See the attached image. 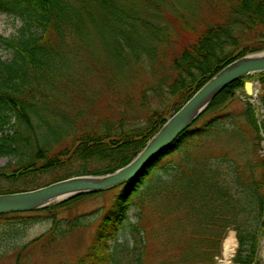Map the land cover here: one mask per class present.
<instances>
[{
	"label": "trees",
	"instance_id": "1",
	"mask_svg": "<svg viewBox=\"0 0 264 264\" xmlns=\"http://www.w3.org/2000/svg\"><path fill=\"white\" fill-rule=\"evenodd\" d=\"M143 1V8L138 10L128 0H0V12L23 19L16 35H0V42L11 52L9 59L0 56V157L15 153L23 140L29 151L28 160L17 172L4 175L11 186L22 187L0 193L42 186L40 178L50 171L54 175L47 184L75 175L115 171L129 163L166 119L222 67L264 50V42L249 45L238 35L240 31L249 33L252 42L263 36L264 0H226V10L219 11V19L201 22L198 27L177 22L183 42L172 51V35L166 28L169 21L154 10L158 6L154 0ZM93 46L111 59H122L123 65L130 66L133 61L141 69H161L169 104L150 108L137 122L108 119L99 127L81 130L53 152L58 139L50 142L47 137L45 143H31L30 136L23 138L25 130L34 135L35 126L47 121V104L53 98L76 94L71 70L80 57L95 56L89 50ZM121 65L118 62L116 70L122 73ZM246 81L259 83V104L245 94ZM236 92L244 95L242 108L226 111ZM262 134L264 71L223 88L143 172L121 183L120 194L102 216L86 254L77 264L113 263L114 246L109 241L117 242L134 204L139 205V216L131 224L134 245L130 264H152L154 249L146 247L143 236L147 231L153 238L158 230L154 226L147 230L141 214L144 205L160 192L176 201L180 224L177 232L162 241V258L155 264H216L215 256L229 230L235 231L237 240L232 262L257 264L264 250ZM74 165L76 170H72ZM58 169L64 173L57 174ZM163 175L167 179L163 180ZM96 192L76 194L31 212L48 210L54 219L55 206L76 203ZM27 213L0 214V220L5 221L3 233L16 229L20 234L19 226L37 219Z\"/></svg>",
	"mask_w": 264,
	"mask_h": 264
},
{
	"label": "rangeland",
	"instance_id": "2",
	"mask_svg": "<svg viewBox=\"0 0 264 264\" xmlns=\"http://www.w3.org/2000/svg\"><path fill=\"white\" fill-rule=\"evenodd\" d=\"M133 2V7L140 10L143 8V0H128ZM158 5L154 10L166 18L167 29L171 32L169 48L172 51L176 49L183 40L177 32L178 23L187 22L188 26H199L200 23L211 21L212 18L219 19V11L226 10V0H154ZM164 18V19H165ZM23 24V19L8 13L0 12V35L5 37L14 36L18 33ZM238 35L242 39L249 41V45L264 42V32L261 38L256 41L249 40V33L240 31ZM182 41V42H181ZM93 48V49H92ZM93 57H80L76 65H73L72 78L75 95L60 96L48 106L47 121L40 126H35V134L25 130L21 136L25 138L30 136V142L38 140L40 143L48 141L55 142L51 152L66 146L70 135L81 130H90L102 125L108 119L123 118L124 122H137L143 119L150 108H163L169 104L167 100L166 86L161 79V69L157 68L141 69L138 63H123L122 59L114 60L106 55L104 51L100 53L97 48H89ZM81 53H79L80 55ZM0 56L2 59H9L11 52L0 42ZM77 56V54H76ZM120 63L123 72L116 70ZM156 66V65H155ZM136 71L135 77L132 74ZM117 72V73H116ZM122 74V76H121ZM132 82L134 84H132ZM51 95V94H50ZM244 95L236 92L233 102L225 109L226 111H238L242 108ZM36 122L37 120L34 119ZM14 129V128H13ZM13 129L9 131L12 133ZM48 139L46 140V138ZM57 137V138H56ZM26 141L23 140L20 148L13 154L0 157V192L11 189L12 187L22 186L16 184L10 185L5 173L17 172L21 163L29 158V151L25 148ZM260 153H264V142ZM72 170H76L73 166ZM57 174L64 173L63 169L55 171ZM162 174V172H161ZM53 172H47L40 178L41 184L46 185L53 177ZM167 179L166 175L162 176ZM158 186V183H156ZM123 188L122 184L104 189L91 195L83 196L76 203L59 204L53 208L56 213L55 218L51 216L48 210L39 213H27L37 219L29 221V224L19 226L18 234L11 233L9 230L3 233V223L0 220V264H77L83 257L91 243L93 233L99 224L102 216L111 207L116 197ZM142 188V187H140ZM159 190V189H158ZM58 203V202H56ZM54 203V204H56ZM179 209L173 197L159 196L150 199L143 208L141 216L143 223L148 230L156 227L158 234L150 237L146 231L143 237L146 239V247L154 249L151 254L152 264L159 261L161 256L162 241H164L171 232H177L180 221L178 220ZM139 205L134 204L127 212V220L124 227L119 232L117 242L110 240L113 244L114 261L112 264H130L134 240L131 234V224L138 220ZM13 219L12 223H16ZM56 221V226H54ZM142 222V221H141ZM18 225V223L16 224ZM167 227L171 230L167 231ZM2 231V234H1ZM230 233L229 230L224 236L220 253L215 256L216 264H222L223 241ZM40 236L38 240L22 249L21 247L31 239ZM142 236V235H141ZM176 234H174V238ZM234 245L232 257L236 251ZM21 250V251H20ZM20 251V258L18 252ZM257 264H264V250L260 252V260Z\"/></svg>",
	"mask_w": 264,
	"mask_h": 264
},
{
	"label": "water",
	"instance_id": "3",
	"mask_svg": "<svg viewBox=\"0 0 264 264\" xmlns=\"http://www.w3.org/2000/svg\"><path fill=\"white\" fill-rule=\"evenodd\" d=\"M264 71V50L234 59L201 85L147 141L144 148L126 165L103 175H77L40 187L18 192L0 193V214L33 211L70 196L104 190L127 181L143 172L157 155L170 145L207 107L209 102L236 79ZM258 83L246 81L244 90L256 103ZM264 142V135L263 140ZM264 154V153H263Z\"/></svg>",
	"mask_w": 264,
	"mask_h": 264
},
{
	"label": "bare ground",
	"instance_id": "4",
	"mask_svg": "<svg viewBox=\"0 0 264 264\" xmlns=\"http://www.w3.org/2000/svg\"><path fill=\"white\" fill-rule=\"evenodd\" d=\"M236 244V240L233 233H230L223 241V257L224 260L222 264H232L231 256L233 252L234 245Z\"/></svg>",
	"mask_w": 264,
	"mask_h": 264
}]
</instances>
